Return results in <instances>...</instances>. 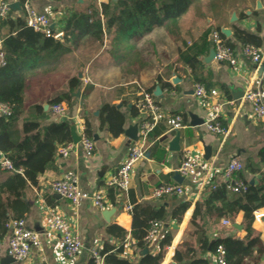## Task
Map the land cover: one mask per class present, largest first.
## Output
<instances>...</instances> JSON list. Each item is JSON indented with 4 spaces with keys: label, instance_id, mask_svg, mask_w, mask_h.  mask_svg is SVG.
Listing matches in <instances>:
<instances>
[{
    "label": "crops",
    "instance_id": "obj_1",
    "mask_svg": "<svg viewBox=\"0 0 264 264\" xmlns=\"http://www.w3.org/2000/svg\"><path fill=\"white\" fill-rule=\"evenodd\" d=\"M9 4L12 19H25L26 0H0ZM42 14L49 16L51 27L57 38L63 40L73 13L86 11L92 7L101 10L102 3L118 0H29ZM3 18V17H2ZM1 19V18H0ZM9 27H0V36L9 33ZM219 30L225 42L232 45L238 62L232 65L221 62L213 54L211 32ZM251 35L264 51V0H192L189 9L176 20L155 27L141 38H122L115 47L111 46L113 35L105 29L103 41L83 40L78 47L63 54L45 57L31 71L24 91L26 116L30 108L41 104L46 111L43 125L67 121L78 135L85 134L86 122L92 129L95 151L87 157L81 140L74 143L68 156L57 152L54 161L39 176L38 183L27 188L25 200L29 211L25 220L30 229L41 234V249L34 248L25 261H15L8 257L7 250L12 235L10 222L7 230L0 232V264H37L45 256L48 264H89L93 249L102 250L105 245L119 251L118 257L141 264L147 255L163 253L160 264H216L214 253L203 252L198 245L200 233L213 242L220 237L247 234L243 212L236 216L209 220L194 216L197 206L203 207L208 189L223 185L222 169L232 158L244 164V169L236 174L241 180L258 184L259 173L245 169L249 163H259V152L264 148V118H257L252 112V104L245 98L249 87H255V78H261L264 89V65L252 63L243 53L245 39ZM207 35L209 46L196 65L184 61L187 47L201 41ZM255 46V45H254ZM257 67V69H256ZM78 73L79 85L71 91L72 101H62L66 110L55 114L51 101L69 91L70 80ZM88 79V81H86ZM208 89H217L225 104L221 112V122L225 134H216L206 128L205 121L210 114L209 101L199 99L195 94L196 84ZM141 90L152 92L168 115H180L187 128L179 130V150L171 149L176 130L165 122H159L150 135V147L145 159L141 160L132 173L131 185L126 191H119L106 184L119 166L126 160L132 144L137 140L139 126L146 113L137 107L141 100ZM105 104H112L125 118L123 132L116 135L107 126H101L100 112ZM135 111H137L135 113ZM22 118L19 120V126ZM90 137V136H89ZM61 145V144H60ZM186 149L201 157L209 171L195 177L182 176L178 168ZM5 155L0 151L1 156ZM13 170H6L0 163V180ZM73 171L78 177L82 190L102 191L104 207L99 208L88 200L72 205L52 190V183ZM178 183L184 187L181 195L155 197L157 187ZM135 203L150 204L163 208L165 216L159 220L162 225L156 238L139 244L133 238L132 209ZM187 204L182 212L181 206ZM128 206H132L129 210ZM56 209L72 224L81 236L84 247L73 259L67 258L58 242V236L47 238L46 214ZM264 211V207L260 208ZM228 220L229 224L224 221ZM110 225H118L127 231L124 238L107 231ZM252 227L264 243V218L254 221ZM118 235V234H117ZM167 235L171 240L163 241ZM195 247L197 255L208 262L192 259L175 260L177 250L185 253ZM264 263V253L259 256Z\"/></svg>",
    "mask_w": 264,
    "mask_h": 264
},
{
    "label": "trees",
    "instance_id": "obj_2",
    "mask_svg": "<svg viewBox=\"0 0 264 264\" xmlns=\"http://www.w3.org/2000/svg\"><path fill=\"white\" fill-rule=\"evenodd\" d=\"M191 2L192 0H118L102 3L101 10L92 7L86 11L74 12L63 40L47 37L34 30L23 18L12 19L6 15L0 19V27L8 26L10 29L3 38L2 45L5 63L0 66V102L10 103L13 111L8 118L0 117V151L13 162L12 173L0 180V232L8 229L7 224L11 219L25 218L29 211L25 200L27 188L36 185L39 176L54 161L57 146L72 141L71 128L67 121L43 125L46 111L41 104L32 106L23 117L24 91L32 69L45 57L69 52L83 40L102 42L105 29L110 30L113 35L112 47L122 41V38H141L155 27L163 26L183 15ZM247 36L245 44L258 46L256 42H252L251 35ZM226 44L232 47L228 42ZM208 46L209 41L205 35L200 42L187 47L183 53L184 61L189 65H196L200 56L207 52ZM79 82L76 73L70 80L69 91L53 99L51 104L62 101L70 103L73 99L71 91L77 89ZM124 121L123 113L114 105H103L100 112L101 126H107L118 135L124 130ZM85 134L92 137L89 121L86 122ZM259 160V163L252 162L245 166L246 170L260 174L258 184H249L246 191L238 193L227 189L224 184L215 188L211 186L203 207L197 206L194 212V216L200 215L205 220H219L243 212L247 230L244 238L229 235L211 242L204 233H200L198 237V245L203 252L210 250L215 253L218 245L222 244L226 248V259L230 264H259V256L264 253V243L252 227L254 211L264 207V148L259 152ZM237 178L241 179L243 175ZM187 206L185 204L180 207L182 212ZM132 215L131 234L141 244L146 242L144 240L151 222L162 220L165 211L150 204L135 203ZM107 231L121 238L127 234L118 225H110ZM170 240L171 236L167 235L163 244ZM100 252L105 264H134L128 259L118 257L120 250L114 251L110 245H105ZM162 257V252L156 256L147 255L141 264H160ZM174 257L177 261L192 259L195 262H208L197 255L193 246L185 253L177 250ZM89 264H94L92 258Z\"/></svg>",
    "mask_w": 264,
    "mask_h": 264
},
{
    "label": "built area",
    "instance_id": "obj_3",
    "mask_svg": "<svg viewBox=\"0 0 264 264\" xmlns=\"http://www.w3.org/2000/svg\"><path fill=\"white\" fill-rule=\"evenodd\" d=\"M25 22L34 30L44 33L47 37L58 38L61 33H56L51 27V20L48 15L39 13L29 0L24 2ZM9 4L2 1L0 3V18L5 17L9 12ZM211 42L215 51V58L218 61H227L232 65L238 62L234 49L228 46L219 30L211 32ZM3 38L0 36V66L4 62V52L2 50ZM242 53L252 61L256 66L264 65V51L252 44H245ZM257 69V67H256ZM255 87H249L245 92V98L252 104V112L257 118H264V89L261 86V78L257 77ZM88 81V79H86ZM141 100L137 103V107L146 113V117L139 126L137 140L132 144L126 160L119 166L117 172L112 175L106 184L114 187L119 191H126L131 185L132 173L137 164L146 158L150 147V135L155 126L165 121L171 130H182L188 127L180 115H168L156 96L147 90H141ZM196 96L203 100L209 101L210 114L205 121L206 128L216 134H225L226 129L221 122V112L225 104L224 100L219 97L217 89H208L203 84H196ZM51 110L55 114H62L66 110L64 103L52 104ZM12 106L8 102H0V117L8 118L12 115ZM1 137V129H0ZM81 144L87 157H91L95 151V142L88 135L81 136ZM74 143L67 142L59 145L58 152L62 156H68L72 150ZM0 163L6 170H13V162L6 155L1 156ZM205 161L191 150L186 149L184 158L178 168L179 173L184 177H195L201 172L209 171ZM244 164L237 158H232L229 163L222 169V179L225 187L232 192H242L248 189V183L236 178L238 172L243 171ZM217 183L213 184L215 188ZM52 190L60 197L68 200L72 205H79L81 202L88 200L92 205L103 208L105 196L102 191L89 192L82 190L78 184V177L73 171L64 174L60 179L52 183ZM184 193L182 184L171 183L157 187L154 191L155 197H163L165 195H181ZM128 206L127 209H131ZM264 218V211L257 209L254 211V221L260 222ZM46 229L44 234L47 238L58 236V242L64 255L69 258H75L83 249L84 243L81 236L74 230L72 224L65 216L56 209L48 210L46 214ZM229 224L228 220L224 221ZM162 223L160 221L151 222L146 240L148 242L154 240L158 235ZM12 231L9 240L7 255L15 261H25L31 255L34 248L41 249V234L39 231L30 229L25 218L13 219L10 222ZM226 248L220 244L214 253L216 264H230L226 259ZM91 257L94 264H105L104 257L100 250L93 249ZM37 264H48L45 256H41Z\"/></svg>",
    "mask_w": 264,
    "mask_h": 264
},
{
    "label": "water",
    "instance_id": "obj_4",
    "mask_svg": "<svg viewBox=\"0 0 264 264\" xmlns=\"http://www.w3.org/2000/svg\"><path fill=\"white\" fill-rule=\"evenodd\" d=\"M213 54L215 55L214 49H213ZM263 71H264V67H261L259 70V74L263 73ZM71 135H72V140L74 143H78L81 140V136L76 133L74 127H71ZM179 139H180V131L177 130L176 136H175L174 140L171 142V149L172 150H179V148H180Z\"/></svg>",
    "mask_w": 264,
    "mask_h": 264
}]
</instances>
